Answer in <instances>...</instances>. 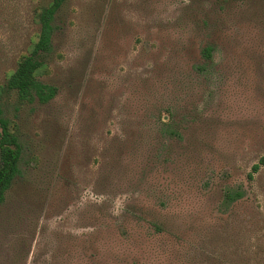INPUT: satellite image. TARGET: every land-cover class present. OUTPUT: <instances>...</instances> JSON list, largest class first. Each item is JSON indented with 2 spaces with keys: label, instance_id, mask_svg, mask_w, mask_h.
Segmentation results:
<instances>
[{
  "label": "rangeland",
  "instance_id": "obj_1",
  "mask_svg": "<svg viewBox=\"0 0 264 264\" xmlns=\"http://www.w3.org/2000/svg\"><path fill=\"white\" fill-rule=\"evenodd\" d=\"M31 5L0 0V83L35 38ZM56 24L39 76L55 97H3L22 158L0 264H178L179 240L226 219V187L264 181L246 178L264 156V0H69Z\"/></svg>",
  "mask_w": 264,
  "mask_h": 264
},
{
  "label": "trees",
  "instance_id": "obj_2",
  "mask_svg": "<svg viewBox=\"0 0 264 264\" xmlns=\"http://www.w3.org/2000/svg\"><path fill=\"white\" fill-rule=\"evenodd\" d=\"M69 0H31L30 19L37 26L27 51L15 61L0 83V204L20 175L22 148L17 126L4 116V96L14 95L15 104H47L56 95V88L43 83L39 76L47 69V60L53 50V38L59 29L56 19ZM35 3V4H34ZM211 48L205 47L203 55L210 59ZM163 126H169L159 120ZM165 133L175 132L166 128ZM264 169V156L251 166L247 181L251 185L255 175ZM242 205L241 215L235 212ZM220 206L226 219L215 226L214 234L196 241L179 240L175 248L178 264H264V181L253 192L243 185L226 187ZM240 219V220H239ZM239 221V222H238ZM153 234L172 233L160 218L148 221ZM148 227V228H149ZM212 235V236H211Z\"/></svg>",
  "mask_w": 264,
  "mask_h": 264
}]
</instances>
